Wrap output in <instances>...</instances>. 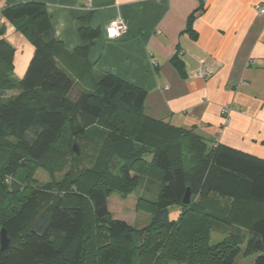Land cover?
<instances>
[{"label":"trees","instance_id":"trees-1","mask_svg":"<svg viewBox=\"0 0 264 264\" xmlns=\"http://www.w3.org/2000/svg\"><path fill=\"white\" fill-rule=\"evenodd\" d=\"M0 17L34 49L16 81L14 49L0 39V229L10 239L0 251V264H234L242 245L245 255L257 254L252 264H264V160L146 117V92L114 75L104 73L79 88L57 66L60 42L43 2L7 4ZM78 33L88 41L87 51L100 30L80 27ZM10 91L17 94L6 99ZM80 119L101 121L94 167L76 180L31 186L38 167L62 168L49 154L64 130L73 142L86 137ZM145 154L151 156L148 163ZM112 155L125 160L116 172L107 164ZM150 167L157 170L160 186L153 201L142 199L151 218L136 229L111 216L107 197L113 189L133 192L139 179L130 172L149 176ZM187 187L191 204L185 206ZM221 199L225 205L219 208ZM173 205L180 208L176 220L168 217ZM213 220L234 229L209 244ZM241 230L249 232L246 241Z\"/></svg>","mask_w":264,"mask_h":264},{"label":"crops","instance_id":"crops-1","mask_svg":"<svg viewBox=\"0 0 264 264\" xmlns=\"http://www.w3.org/2000/svg\"><path fill=\"white\" fill-rule=\"evenodd\" d=\"M25 1L45 4L60 42L57 66L79 88L114 75L146 92V117L264 160V14L256 11L264 0H0V11ZM113 18L125 30L108 39L104 28ZM1 27L18 81L34 49L2 17ZM80 27L100 30L87 51Z\"/></svg>","mask_w":264,"mask_h":264},{"label":"rangeland","instance_id":"rangeland-1","mask_svg":"<svg viewBox=\"0 0 264 264\" xmlns=\"http://www.w3.org/2000/svg\"><path fill=\"white\" fill-rule=\"evenodd\" d=\"M7 93L6 99L9 98V93ZM17 92V91H16ZM86 128V137L80 138L77 142L80 153L79 155H74L72 152L73 140L68 135L67 130H64L57 139V141L52 146V151L49 154V159H54L55 161L61 162L62 168L58 171L49 172L42 167H38L32 174L31 186L33 187H44L48 184L57 183L65 178L68 180H76L78 174L82 170H90L94 167L96 157L100 152L101 140L98 137H102V125L100 120H93L88 122L87 120L80 119ZM96 131V132H95ZM98 133V134H97ZM97 134V138L93 139L92 135ZM93 135V137H95ZM137 148V146H136ZM63 153H62V152ZM71 151V154L64 152ZM143 158L148 163L151 159L149 154L143 155ZM125 160H121L116 156L112 155L111 158L107 161V164L113 165V172L119 170V166L123 164ZM149 171L148 175L146 173H134L137 174L139 179V185L137 188L129 193L123 194L118 190H111L110 195L107 197V208L111 216L114 219L123 220L129 225L133 226L136 229L144 227L151 218V214L144 209H149L146 202L144 204L142 199L145 200H154L158 194L160 180L155 168L146 170ZM18 184V183H16ZM224 201H218V207L222 208ZM208 206V205H206ZM213 214V212H210ZM215 214V213H214ZM180 215V208L178 206H170L168 208V217L170 220L178 219ZM215 216V215H214ZM222 215L219 214V217ZM217 224L213 226L210 232L209 244H215L220 242L226 235L234 229V227L225 225L216 220L212 221V224ZM243 234L244 241L249 237V232L246 230H241ZM244 246L242 245V250L240 254L235 258L234 264H252L257 254L245 255L243 253Z\"/></svg>","mask_w":264,"mask_h":264},{"label":"built area","instance_id":"built-area-1","mask_svg":"<svg viewBox=\"0 0 264 264\" xmlns=\"http://www.w3.org/2000/svg\"><path fill=\"white\" fill-rule=\"evenodd\" d=\"M256 11L259 14H264V4H258L256 5ZM125 30V24L121 18H113L109 21V23L104 28V33L108 39H114L121 35ZM198 74L200 76H205L206 71L202 68L199 70ZM226 113V110L223 111V114ZM8 180H10L8 178Z\"/></svg>","mask_w":264,"mask_h":264},{"label":"water","instance_id":"water-1","mask_svg":"<svg viewBox=\"0 0 264 264\" xmlns=\"http://www.w3.org/2000/svg\"><path fill=\"white\" fill-rule=\"evenodd\" d=\"M72 152L74 155H79L80 150L77 146V143L74 141L72 145ZM181 204L188 206L191 204V191L189 187L186 188L185 193L181 199ZM9 237L7 236L6 230L4 227L0 229V251H3L8 248L9 246Z\"/></svg>","mask_w":264,"mask_h":264}]
</instances>
